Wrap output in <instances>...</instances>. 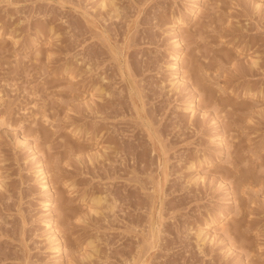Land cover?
<instances>
[{"label": "rangeland", "instance_id": "374dc122", "mask_svg": "<svg viewBox=\"0 0 264 264\" xmlns=\"http://www.w3.org/2000/svg\"><path fill=\"white\" fill-rule=\"evenodd\" d=\"M0 264H264V0H0Z\"/></svg>", "mask_w": 264, "mask_h": 264}, {"label": "bare ground", "instance_id": "6f19581e", "mask_svg": "<svg viewBox=\"0 0 264 264\" xmlns=\"http://www.w3.org/2000/svg\"><path fill=\"white\" fill-rule=\"evenodd\" d=\"M193 7H194V6H193ZM195 10H196V9H195ZM175 38H176V37H175ZM181 41H182V40H181ZM181 41H178V42H177L179 46L181 45ZM182 42H183V41H182ZM179 51H180L179 49L176 51V54H175V59H176V60H178ZM181 55H182V54H181ZM175 59H174V60H175ZM254 61H255V58H254ZM252 62H253V61H252ZM257 64H258V63H257ZM177 65H178V64H177ZM173 75H174V74H173ZM177 79H178V78H177ZM180 79L183 80V78H180ZM134 93H135V92H134ZM135 95H137V93H136ZM136 97H137V96H136ZM140 101H141V98H140ZM188 103H189V102H188ZM190 104H191V103H190ZM194 106H195V105H194ZM139 107H140V106H139ZM139 109H140V108H139ZM142 112H143V111H142ZM158 142H159V141H158ZM160 147H161V146H160ZM160 147H159V148H160ZM166 165H167V164H166ZM44 171H45V170H44ZM44 171L42 172V174H43V180L47 178V174H48V173H46V172H44ZM166 176H167V175H166ZM164 178H165V177H164ZM46 186H47V185H46ZM44 187H45V186H44ZM158 195H159V194H158ZM222 213H223V212H222ZM222 215H223V214H222ZM223 218H224V217H223ZM49 224H50V223H49ZM153 227H154V226H153ZM156 229H157V227H156ZM157 230H158V229H157ZM157 230H156V231H157Z\"/></svg>", "mask_w": 264, "mask_h": 264}]
</instances>
